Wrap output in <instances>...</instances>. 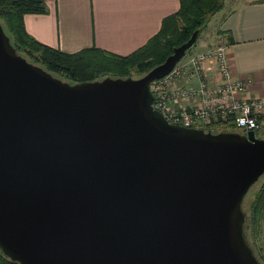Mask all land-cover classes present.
Here are the masks:
<instances>
[{"label":"water","instance_id":"water-1","mask_svg":"<svg viewBox=\"0 0 264 264\" xmlns=\"http://www.w3.org/2000/svg\"><path fill=\"white\" fill-rule=\"evenodd\" d=\"M72 83L30 62L0 23V250L19 264H263L244 198L264 175L256 131L169 123L153 81Z\"/></svg>","mask_w":264,"mask_h":264},{"label":"crops","instance_id":"crops-1","mask_svg":"<svg viewBox=\"0 0 264 264\" xmlns=\"http://www.w3.org/2000/svg\"><path fill=\"white\" fill-rule=\"evenodd\" d=\"M47 13L25 16L29 34L67 53L98 47L126 56L144 46L161 29L165 17L176 13L180 0H46ZM213 17V16H212ZM212 34L201 39L205 51L223 42L234 75L252 81L248 96L264 94V0H226L215 15ZM213 62L205 71L215 73ZM181 84L197 86V76ZM261 244L264 250V215Z\"/></svg>","mask_w":264,"mask_h":264},{"label":"trees","instance_id":"trees-1","mask_svg":"<svg viewBox=\"0 0 264 264\" xmlns=\"http://www.w3.org/2000/svg\"><path fill=\"white\" fill-rule=\"evenodd\" d=\"M226 0H180L179 10L162 22L160 31L135 52L122 56L98 47L84 48L74 53L46 45L33 37L26 29L25 16L31 13H47L46 0H0V23L3 25L17 52L30 62L38 64L53 74L62 75L72 83L95 81L108 76L128 77L136 72L142 76L161 64L174 48L186 42L196 30L203 31L211 17L221 11ZM238 131L234 125L219 129L217 124L206 130ZM250 200L246 212L245 231L256 256L264 264L261 244L264 215V175ZM259 240V249L256 246ZM0 264H19L0 250Z\"/></svg>","mask_w":264,"mask_h":264},{"label":"built area","instance_id":"built-area-1","mask_svg":"<svg viewBox=\"0 0 264 264\" xmlns=\"http://www.w3.org/2000/svg\"><path fill=\"white\" fill-rule=\"evenodd\" d=\"M213 62L209 75L205 64ZM199 79L197 86L180 83L183 77ZM252 81L233 74L228 47L220 42L201 52H191L164 78L150 88L153 108L171 124L207 129L234 125L240 131L264 128V94L248 96Z\"/></svg>","mask_w":264,"mask_h":264},{"label":"rangeland","instance_id":"rangeland-1","mask_svg":"<svg viewBox=\"0 0 264 264\" xmlns=\"http://www.w3.org/2000/svg\"><path fill=\"white\" fill-rule=\"evenodd\" d=\"M219 12H220V11H219ZM216 14H217V13H216ZM216 14H214L213 17H211V19H210V21L208 22L206 28H205L203 31H201L200 36H199V40L197 41L196 45H195L191 50L188 51V53H187L186 56H188L192 51H197V50L200 49V46H201V43H202L201 39H202L203 37L207 36V38H209L208 40H210V37H209L208 35H209V34H212V32H213V30H214L216 24H218V22H217V18L215 17ZM54 75H55V76H58V77H60V78H62V79H65V77H63L62 75H58V74H54ZM131 76L136 77V78H137V77H141V76H139L136 72H133V74H132ZM142 76H143V75H142ZM239 132L245 133L243 130H240ZM257 136H258L259 138L264 139V128L261 129V130H259V131H257ZM259 184H260V183H256V184H255V185L249 190V192L247 193V195L245 196V198H244V202H243V206H244L245 209L248 208L249 203H250V200L252 199V197H253L255 191L257 190ZM259 244H260V242H259V240L257 239L256 246L258 247V249H259V247H260Z\"/></svg>","mask_w":264,"mask_h":264}]
</instances>
